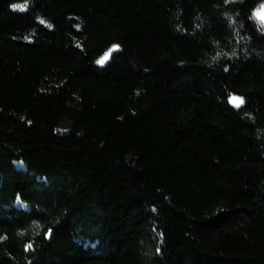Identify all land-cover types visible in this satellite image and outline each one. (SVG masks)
Wrapping results in <instances>:
<instances>
[{"label": "trees", "instance_id": "trees-1", "mask_svg": "<svg viewBox=\"0 0 264 264\" xmlns=\"http://www.w3.org/2000/svg\"><path fill=\"white\" fill-rule=\"evenodd\" d=\"M262 5L0 0V264H264Z\"/></svg>", "mask_w": 264, "mask_h": 264}, {"label": "rangeland", "instance_id": "rangeland-1", "mask_svg": "<svg viewBox=\"0 0 264 264\" xmlns=\"http://www.w3.org/2000/svg\"><path fill=\"white\" fill-rule=\"evenodd\" d=\"M256 16L259 20L264 22V5H262L257 11H256ZM230 102L234 105H238L239 101L235 99V97L230 98ZM70 127V122L67 119H63L58 128L60 130H66Z\"/></svg>", "mask_w": 264, "mask_h": 264}, {"label": "snow or ice", "instance_id": "snow-or-ice-1", "mask_svg": "<svg viewBox=\"0 0 264 264\" xmlns=\"http://www.w3.org/2000/svg\"><path fill=\"white\" fill-rule=\"evenodd\" d=\"M14 7H15V8H20V7H22V5L17 4V5H14ZM117 48H119V45H117V44H113V45H112V49H117ZM96 63H97V64H101V63H103V58H102L101 60L96 61ZM235 99H236L237 101H239V104H243V103L245 102L243 97H235ZM239 104H238L237 106H239ZM158 251H159V250H158Z\"/></svg>", "mask_w": 264, "mask_h": 264}]
</instances>
